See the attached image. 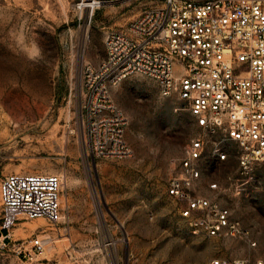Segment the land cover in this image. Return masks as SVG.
I'll return each instance as SVG.
<instances>
[{"label": "rangeland", "instance_id": "1", "mask_svg": "<svg viewBox=\"0 0 264 264\" xmlns=\"http://www.w3.org/2000/svg\"><path fill=\"white\" fill-rule=\"evenodd\" d=\"M77 1L0 0V181L14 172L58 174L63 214L54 224L19 220L9 238H0V264L264 259V171L241 175L232 143L223 147L227 158L213 162L191 193L230 209L249 226L255 244L207 237L181 217L185 203L168 185L199 130L177 96L163 95L153 79L134 74L109 90L127 118L124 137L132 155L101 159L86 153L78 121L82 66L104 57L108 32L162 0H102L83 26ZM212 182L217 188H209ZM34 235L47 237L43 253H17L21 239Z\"/></svg>", "mask_w": 264, "mask_h": 264}, {"label": "built area", "instance_id": "2", "mask_svg": "<svg viewBox=\"0 0 264 264\" xmlns=\"http://www.w3.org/2000/svg\"><path fill=\"white\" fill-rule=\"evenodd\" d=\"M102 0H78L82 26ZM105 55L81 70L78 121L86 153L94 158L132 155L124 137L127 118L111 101L109 90L134 74L153 79L163 95L175 94L199 133L181 160L180 173L169 181L170 194L185 203L180 209L194 232L207 237L250 239V230L230 209L191 193L213 162L227 158L232 143L241 175L264 169V0H162L141 10L104 40ZM56 173H9L0 181V238L19 220L63 216ZM242 184L234 186L238 194ZM209 188H217L212 182ZM47 237L21 239L17 253H43ZM4 245V243H3ZM207 264H264V259L217 258Z\"/></svg>", "mask_w": 264, "mask_h": 264}, {"label": "crops", "instance_id": "3", "mask_svg": "<svg viewBox=\"0 0 264 264\" xmlns=\"http://www.w3.org/2000/svg\"><path fill=\"white\" fill-rule=\"evenodd\" d=\"M237 165H238V163H237ZM256 168H259L257 171H264V169L262 168V167H260V166H257V167H255V169ZM260 168H262V169H260ZM254 169V170H255ZM232 191H233V188H232ZM70 211V210H69ZM73 210H72V208H71V212H72ZM244 226H246V227H248L249 228V226H247L246 224H243ZM249 230H250V239L252 240V237H251V229L249 228Z\"/></svg>", "mask_w": 264, "mask_h": 264}, {"label": "bare ground", "instance_id": "4", "mask_svg": "<svg viewBox=\"0 0 264 264\" xmlns=\"http://www.w3.org/2000/svg\"><path fill=\"white\" fill-rule=\"evenodd\" d=\"M40 221H42V220H40Z\"/></svg>", "mask_w": 264, "mask_h": 264}]
</instances>
